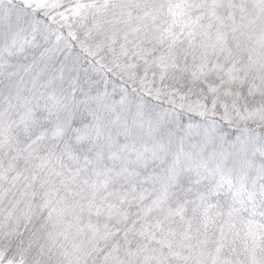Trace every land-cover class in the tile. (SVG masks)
<instances>
[{"label":"snow or ice","instance_id":"1","mask_svg":"<svg viewBox=\"0 0 264 264\" xmlns=\"http://www.w3.org/2000/svg\"><path fill=\"white\" fill-rule=\"evenodd\" d=\"M0 264H264V0H0Z\"/></svg>","mask_w":264,"mask_h":264}]
</instances>
